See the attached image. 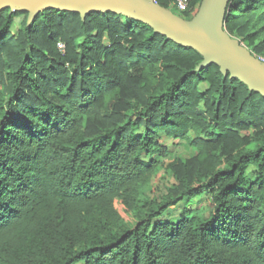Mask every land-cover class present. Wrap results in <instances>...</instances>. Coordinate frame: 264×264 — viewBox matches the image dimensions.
Returning a JSON list of instances; mask_svg holds the SVG:
<instances>
[{"label": "trees", "instance_id": "obj_1", "mask_svg": "<svg viewBox=\"0 0 264 264\" xmlns=\"http://www.w3.org/2000/svg\"><path fill=\"white\" fill-rule=\"evenodd\" d=\"M225 29L264 53V0H230ZM202 60L111 11H0V264H264V95ZM163 133L197 154L156 196Z\"/></svg>", "mask_w": 264, "mask_h": 264}, {"label": "water", "instance_id": "obj_2", "mask_svg": "<svg viewBox=\"0 0 264 264\" xmlns=\"http://www.w3.org/2000/svg\"><path fill=\"white\" fill-rule=\"evenodd\" d=\"M230 0H203L194 18L187 20L156 0H0L6 8L28 12V22L47 8L80 13L84 19L93 11L114 12L149 25L156 33L192 47L203 55L196 70L213 63L224 75L238 78L251 90L264 95V60L253 55L225 29Z\"/></svg>", "mask_w": 264, "mask_h": 264}, {"label": "rangeland", "instance_id": "obj_3", "mask_svg": "<svg viewBox=\"0 0 264 264\" xmlns=\"http://www.w3.org/2000/svg\"><path fill=\"white\" fill-rule=\"evenodd\" d=\"M201 3L185 19L190 20V19L194 18L195 15L197 14V12L199 11ZM170 5H171V7H170L171 10H173L176 14H178L179 11L176 9V7L172 3V1H171ZM25 20H26L25 14L16 17L14 20V25L11 28L12 33H14L16 35L18 33L19 29L21 28L22 22H24ZM256 31H258V28H255L253 30V32H256ZM234 38L238 39L243 46H245L249 51H251V53L253 55L264 60V53L258 54L257 52H255V50L253 48L248 47L243 39H241L238 36H236ZM263 38H264V35H263V37L260 36L257 39V44H260L262 42ZM105 41L108 42L107 37L105 38ZM208 87H209V85L206 82H204L200 85V89L202 92L207 91ZM201 109L204 110L203 104L201 105ZM252 132H253V130L244 131L242 134L248 135V134H252ZM189 134L192 138L195 137V133L193 131H191ZM162 136H163L162 142L169 147L170 155L165 159L157 157L158 160L160 159L163 162V169H162L161 173L158 174L152 180L151 185L148 188V191L152 195H156V196L161 195L162 193H165L169 188L173 187L177 183V181L173 175V172L171 171V169L168 166L169 165L168 163H170L171 161H173L176 158H182V159L187 160V159H190L191 157H193L197 154V150L192 145L188 144L185 140L179 139V138H174V137H169L164 133ZM115 205H116V208L118 209V211L120 212V214L122 215V217L125 219V221L128 224H130L132 226L137 224L138 221L134 217L133 213L128 210V208L126 207V205L123 203L122 200L118 199L116 201ZM212 206H213V204L210 200V196L209 195H203V196H201L195 200L188 201V202H182L179 205L170 208L160 219L170 220V221L175 222L181 218V215L186 208H197V207H199V208L204 209L206 214H208L210 212V210L212 209Z\"/></svg>", "mask_w": 264, "mask_h": 264}, {"label": "built area", "instance_id": "obj_4", "mask_svg": "<svg viewBox=\"0 0 264 264\" xmlns=\"http://www.w3.org/2000/svg\"><path fill=\"white\" fill-rule=\"evenodd\" d=\"M174 6L178 11H186L189 8V0H171ZM59 49L64 52L65 44L63 42H59Z\"/></svg>", "mask_w": 264, "mask_h": 264}]
</instances>
